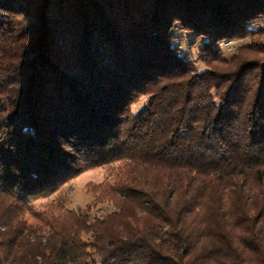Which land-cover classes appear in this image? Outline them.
Returning a JSON list of instances; mask_svg holds the SVG:
<instances>
[{"label":"trees","instance_id":"obj_1","mask_svg":"<svg viewBox=\"0 0 264 264\" xmlns=\"http://www.w3.org/2000/svg\"><path fill=\"white\" fill-rule=\"evenodd\" d=\"M263 16L264 0H0V264H264V45L218 46ZM113 160L115 210L26 219Z\"/></svg>","mask_w":264,"mask_h":264},{"label":"rangeland","instance_id":"obj_2","mask_svg":"<svg viewBox=\"0 0 264 264\" xmlns=\"http://www.w3.org/2000/svg\"><path fill=\"white\" fill-rule=\"evenodd\" d=\"M255 30L241 37L226 38L218 44L221 55L232 60L242 48L257 43L264 45V16L251 25ZM262 29V30H261ZM263 31V32H262ZM175 48L190 62L197 71L209 67L208 57L202 51L205 36L196 37L193 31L176 25L173 29ZM255 57V56H254ZM149 94H141L131 104L133 113L139 114L149 102ZM128 173L125 160H113L100 165L88 167L62 182L53 192L31 199L32 212L25 214L29 222H35L37 213L51 214L59 209L88 211L91 216H102L116 209L109 187H115L122 175ZM36 213V214H35Z\"/></svg>","mask_w":264,"mask_h":264}]
</instances>
